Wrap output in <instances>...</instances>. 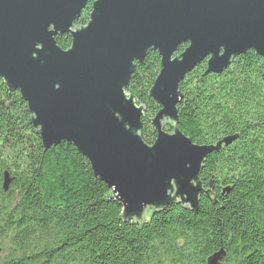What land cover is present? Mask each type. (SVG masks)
<instances>
[{
	"label": "trees",
	"instance_id": "trees-1",
	"mask_svg": "<svg viewBox=\"0 0 264 264\" xmlns=\"http://www.w3.org/2000/svg\"><path fill=\"white\" fill-rule=\"evenodd\" d=\"M92 2L75 24H86ZM56 42L66 49L71 38ZM159 64L149 52L126 88L144 106L139 133L149 144ZM206 67L201 61L180 82L175 126L198 144L237 137L203 161L198 177L207 194L196 210L174 202L140 218L125 217L73 144L43 147L26 102L0 77V264H207L220 249V264H264V57L248 49L220 73Z\"/></svg>",
	"mask_w": 264,
	"mask_h": 264
},
{
	"label": "water",
	"instance_id": "water-1",
	"mask_svg": "<svg viewBox=\"0 0 264 264\" xmlns=\"http://www.w3.org/2000/svg\"><path fill=\"white\" fill-rule=\"evenodd\" d=\"M87 1L0 0V77L26 102L43 147L73 144L125 217L174 202L196 210L207 194L203 161L237 134L212 144L184 135L175 126L179 84L203 60L207 74L248 49L264 57V0H93L88 21L77 25ZM62 34L71 38L66 49L56 42ZM151 51L160 64L149 90L159 105L149 144L139 133L144 106L126 88ZM9 182L4 173V190ZM224 255L214 252L207 264Z\"/></svg>",
	"mask_w": 264,
	"mask_h": 264
},
{
	"label": "rangeland",
	"instance_id": "rangeland-1",
	"mask_svg": "<svg viewBox=\"0 0 264 264\" xmlns=\"http://www.w3.org/2000/svg\"><path fill=\"white\" fill-rule=\"evenodd\" d=\"M138 104H139V103H138ZM139 105H141V104H139ZM165 121L168 122V120H166V119H165ZM165 121H164V123H166ZM214 202H215V201H214ZM151 211H152V208L150 207V208L147 209V212L144 213V214H147V215H148V214H150ZM144 214H143V215H144Z\"/></svg>",
	"mask_w": 264,
	"mask_h": 264
}]
</instances>
